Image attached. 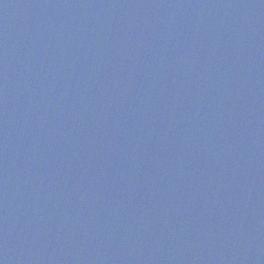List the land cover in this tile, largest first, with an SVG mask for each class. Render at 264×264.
<instances>
[{"label": "water", "instance_id": "95a60500", "mask_svg": "<svg viewBox=\"0 0 264 264\" xmlns=\"http://www.w3.org/2000/svg\"><path fill=\"white\" fill-rule=\"evenodd\" d=\"M0 264H264V0H0Z\"/></svg>", "mask_w": 264, "mask_h": 264}]
</instances>
